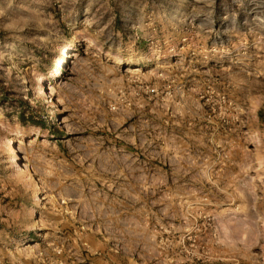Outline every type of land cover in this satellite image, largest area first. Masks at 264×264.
Listing matches in <instances>:
<instances>
[{"label":"rangeland","instance_id":"374dc122","mask_svg":"<svg viewBox=\"0 0 264 264\" xmlns=\"http://www.w3.org/2000/svg\"><path fill=\"white\" fill-rule=\"evenodd\" d=\"M0 264H264V0H0Z\"/></svg>","mask_w":264,"mask_h":264},{"label":"bare ground","instance_id":"6f19581e","mask_svg":"<svg viewBox=\"0 0 264 264\" xmlns=\"http://www.w3.org/2000/svg\"><path fill=\"white\" fill-rule=\"evenodd\" d=\"M7 150L11 156L12 162L19 164L20 163V154L17 149V143L14 140L10 141V144L7 146Z\"/></svg>","mask_w":264,"mask_h":264},{"label":"built area","instance_id":"2783aa9c","mask_svg":"<svg viewBox=\"0 0 264 264\" xmlns=\"http://www.w3.org/2000/svg\"><path fill=\"white\" fill-rule=\"evenodd\" d=\"M151 91H154V89H151Z\"/></svg>","mask_w":264,"mask_h":264}]
</instances>
